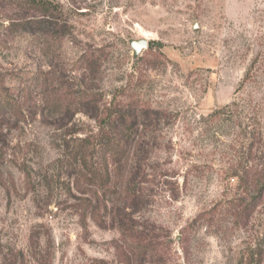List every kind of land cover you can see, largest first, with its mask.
<instances>
[{
  "label": "rangeland",
  "instance_id": "obj_1",
  "mask_svg": "<svg viewBox=\"0 0 264 264\" xmlns=\"http://www.w3.org/2000/svg\"><path fill=\"white\" fill-rule=\"evenodd\" d=\"M41 1L0 0V264H264V0Z\"/></svg>",
  "mask_w": 264,
  "mask_h": 264
},
{
  "label": "trees",
  "instance_id": "obj_2",
  "mask_svg": "<svg viewBox=\"0 0 264 264\" xmlns=\"http://www.w3.org/2000/svg\"><path fill=\"white\" fill-rule=\"evenodd\" d=\"M15 3H17L18 5L22 6V7H30L31 9H36L37 11H39L41 14H50L53 15V11H51L49 9V4L47 3H42L41 0H15ZM45 29L49 30L51 29V31L53 30V26L51 23L45 22ZM62 27L59 30V35L63 36L65 24L63 22V24L61 25ZM41 28H38L39 32L32 30L31 32H27L28 34H31V36H35V34L39 35V33L42 34V25H40ZM25 30V29H24ZM52 36V35H51ZM9 100V101H8ZM6 100V98L2 97L0 95V109H9L13 111H17L18 107L17 104L15 102V100H10L8 99ZM121 112H115L114 114H109L108 116V126L111 129H114L115 131H117V133H123V131L125 129H131L133 126L131 124L129 125H125L126 124V120H124L123 116L120 114ZM128 114L133 118L134 114L133 112H128ZM122 129V130H121ZM121 130V131H120ZM122 142H120L119 140H108L105 141L102 144V153L104 155V157L108 156L109 160H111V164H118L120 158L123 159L124 155L126 156V148H124V146H122ZM83 158V157H82ZM84 159V158H83ZM119 165V164H118ZM136 175L135 173H133L132 170L127 172V182H126V200H131L130 199V181H132V177ZM258 176L256 177V185L257 186V191L258 193H261L262 189L264 190V171H260L258 174ZM109 179V178H108ZM110 180H108V184ZM132 184V183H131ZM128 190V191H127ZM263 193V192H262ZM129 206L127 205L125 208H128ZM133 207V205L130 206V208ZM113 210V209H112ZM117 211V210H116ZM114 222L117 225V229H119V232L121 234V236L124 238H126V240L130 241V248H133L134 243H138L141 246V249L143 250V252L141 253V255H145L146 253H149V248L151 247V242L147 241L146 239L143 241L142 238H144L141 233L138 234V232H135V230L133 229V227L131 225H129V223L127 222V220L125 219V216H123L121 214L120 211L114 212ZM126 215V214H125ZM146 238V237H145ZM146 242V243H145ZM132 251V249H131ZM137 254V255H140ZM140 257V256H139Z\"/></svg>",
  "mask_w": 264,
  "mask_h": 264
},
{
  "label": "water",
  "instance_id": "obj_3",
  "mask_svg": "<svg viewBox=\"0 0 264 264\" xmlns=\"http://www.w3.org/2000/svg\"><path fill=\"white\" fill-rule=\"evenodd\" d=\"M131 47L133 49V55L137 56L142 49L147 47V41L145 39L131 41Z\"/></svg>",
  "mask_w": 264,
  "mask_h": 264
}]
</instances>
